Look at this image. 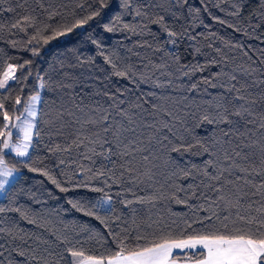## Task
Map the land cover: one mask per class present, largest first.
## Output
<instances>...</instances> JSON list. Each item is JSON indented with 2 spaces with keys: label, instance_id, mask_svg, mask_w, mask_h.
Wrapping results in <instances>:
<instances>
[{
  "label": "trees",
  "instance_id": "1",
  "mask_svg": "<svg viewBox=\"0 0 264 264\" xmlns=\"http://www.w3.org/2000/svg\"><path fill=\"white\" fill-rule=\"evenodd\" d=\"M106 3L100 15L83 27L47 44L41 40L39 45L29 43L33 28L21 32L11 24L30 15L40 29L47 25L62 31L61 26L83 19L99 4L95 0H6L0 5L16 9L0 12V71L8 63L19 66L31 61L24 74L32 73L22 83L10 82L5 107L10 115H18L11 107L16 96L26 102V96L39 91L41 97L34 130L39 136L33 137L30 159L5 156L19 169V178L8 197L0 198L4 209L0 264H69L68 248L108 255L117 250L121 239L133 246L137 235L175 228L194 214L204 217L210 214V206L221 216L228 215L223 205L212 204L221 186L225 194L242 195V203L252 204L253 215L264 204V194L254 187L264 177L232 167L235 162L258 170L264 159L259 147L264 143V129H260L264 123V0ZM160 16L178 36L169 38L154 23ZM106 25L114 30L107 31ZM37 75L43 77L45 88H38ZM237 95L245 100L235 99ZM218 105L229 113L242 106L249 112L230 115L232 124L204 121L205 115L219 119L217 113L222 114L223 108ZM165 123L169 127H163ZM129 128L134 131H122ZM197 140L209 148L208 153L171 151L181 142ZM180 169L190 175L185 177ZM220 169L228 171L219 181L205 175L215 176ZM101 171L103 176L98 175ZM177 186L184 191L176 195L187 203L169 198ZM98 188L104 191H95ZM105 194L112 197L111 211L97 206ZM153 196L163 198L151 203L138 199ZM18 249L37 259L21 257Z\"/></svg>",
  "mask_w": 264,
  "mask_h": 264
},
{
  "label": "snow or ice",
  "instance_id": "2",
  "mask_svg": "<svg viewBox=\"0 0 264 264\" xmlns=\"http://www.w3.org/2000/svg\"><path fill=\"white\" fill-rule=\"evenodd\" d=\"M5 2L6 0H0V5H3ZM95 2L99 4V8L92 11L91 14L85 16L83 19L76 20L71 25L61 26L63 28L62 31L52 29L47 25L43 29H40L36 26L35 18L30 15H24L15 20L11 24V28L18 29L21 32H27L28 28L31 27L35 31V35L31 37L29 43L35 42V44L39 45L42 40L44 44H47L52 39L72 32L73 29L83 27L89 21L93 20L94 17L99 16L100 10L107 7V3L106 0H95ZM79 6L82 7V5ZM18 7H22V5H18ZM125 7H127V4H125ZM3 11L15 13L16 9L11 7L4 9L0 7V12ZM196 11L198 12L199 9H196ZM136 14L138 16L141 15L139 11ZM53 15H56V13H53ZM221 22L223 23V21ZM154 23L160 24L169 38L179 35V33L169 29L168 25L164 22L163 16H160ZM124 27L128 28L129 26L124 25ZM105 28L107 31L114 30L107 25ZM49 31L51 35H43L44 32ZM171 42L176 43L175 39H172ZM13 46H15V42H13ZM37 54L36 49H33V55ZM30 64L31 61H25L19 66L8 63L0 71V97H3L0 98V122L3 123V127L0 128V194L4 195L5 198L8 197L9 193L16 186L19 178V169L15 164L10 165L5 159V156L14 154L15 157L30 159L29 149L33 147V137L34 135L39 136V131H34L36 129L35 117L37 116V105L41 99L39 91H36L34 95L26 96V102H22L21 96L15 97L11 107L13 113L19 111L18 115H10L5 107V102L8 98L4 93L10 90V82L19 84L25 81L27 76H31V72H28L27 76L24 74L26 65ZM113 66L115 67V65ZM18 70L20 72L19 76H17ZM195 70L193 69V71ZM199 70L202 71L203 68L201 67ZM116 74L120 76L127 75L126 72H117ZM184 74L188 75L187 72ZM36 79L41 81L38 85L39 89L46 87L43 83V77L37 75ZM231 79L235 80L236 77L232 76ZM204 82L208 83L209 81L205 79ZM233 89L237 93L240 91L239 89H235L234 85ZM21 91L23 92V89ZM235 99L244 101L245 97L243 95H237ZM218 108H223V105H218ZM165 111L167 112V110ZM247 112H249V108L243 106L242 110H237L234 113H229L227 108H223L222 114L220 112L217 113L218 120L215 117L210 118L208 115L203 116V120L208 123L232 124L234 122L230 119V115L242 116ZM167 115L172 116V113L167 112ZM104 119L107 120V116ZM163 127L167 128L169 125L165 123ZM260 129H264V123L260 124ZM13 131L17 133L16 140L12 139ZM108 131L110 129L105 128V132ZM122 131H134V129H122ZM104 143H107V141L105 140ZM250 146L246 145V147ZM259 147L262 157H264V143H261ZM194 149H198V151L194 152L196 155L209 152V148L199 140L195 141V143L187 144L181 142L178 146H172L171 151L182 153L193 152ZM107 151L111 153L112 149L108 148ZM100 154L103 155V153ZM122 155H131V153L124 152ZM240 155V152H236V156L239 157ZM226 159L231 158L226 155ZM243 159L247 161L249 157L244 156ZM208 163L211 164L212 161L209 160ZM261 164L262 167L258 170L255 168L241 167L235 162H233L232 167L245 174H255L256 176L264 177V159L261 160ZM31 171L36 172L38 169L31 168ZM180 171L185 177L190 175L189 172L183 169H180ZM226 171L228 169H220L215 176H211L207 172H205V175H209L212 180L219 181ZM43 175L47 176L57 187H60L59 181L47 171H44ZM98 175L103 176L104 172L101 171ZM228 183L232 182L228 181ZM246 183L250 184L252 182L246 179ZM254 187L257 188V191H261L264 194V182L259 185H254ZM61 190L67 191V189ZM95 191L103 192L104 190L98 188ZM182 191L184 189L177 186L176 191L169 198L174 199L176 203H187L186 199L181 200L176 195V192ZM216 191L218 198L216 201H212V204L217 208L223 205L228 215L221 216L210 206L207 210L210 214L204 217H196L194 214L191 220L186 219L182 225H176L175 228L166 226L152 232L137 235L133 246H129L126 238L121 239L117 245V250L108 255H86L83 250L68 248L67 251L71 256L69 264H264V204L254 209L257 214L253 215L252 204L245 205L242 203V195H236L235 193L232 195L225 194L223 186L216 189ZM157 198L162 199L163 197L153 196L147 201L143 197L138 199L140 203H151ZM111 201L112 197L105 194L102 199L97 201V206L111 211ZM127 203L131 204L133 201H127ZM233 210H235L234 213ZM3 211L4 209L0 208V212ZM16 211L20 212V209H16ZM88 214L93 215L92 212ZM21 215L27 219L26 213H21ZM97 219H100V217H97ZM32 222L35 223V221ZM0 231L4 230L0 229ZM65 242L67 243L68 241L65 240ZM18 252L21 257H30L31 260L37 259L35 255L29 252L19 249Z\"/></svg>",
  "mask_w": 264,
  "mask_h": 264
},
{
  "label": "rangeland",
  "instance_id": "3",
  "mask_svg": "<svg viewBox=\"0 0 264 264\" xmlns=\"http://www.w3.org/2000/svg\"><path fill=\"white\" fill-rule=\"evenodd\" d=\"M39 104L40 102L38 103L37 105V113H38V108H39ZM37 117V116H36ZM36 117H35V121H36ZM14 135H15V138H14ZM12 139L13 140H16L17 139V133L15 131H13V136H12ZM31 149V148H30ZM30 149H29V152H30ZM14 155V154H13ZM20 158V157H19ZM4 195L0 194V198H2Z\"/></svg>",
  "mask_w": 264,
  "mask_h": 264
}]
</instances>
